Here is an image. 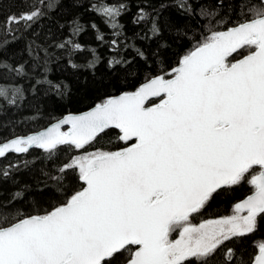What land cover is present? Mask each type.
Wrapping results in <instances>:
<instances>
[{"label":"snow or ice","instance_id":"1","mask_svg":"<svg viewBox=\"0 0 264 264\" xmlns=\"http://www.w3.org/2000/svg\"><path fill=\"white\" fill-rule=\"evenodd\" d=\"M122 8L96 10L117 29ZM249 11V19L211 32L171 72L155 76L136 92L0 145V157L30 148L54 155L60 146L83 150L112 129L129 145L65 163L62 174L78 173L70 195L42 216L0 226V264H235V252L227 244L264 222V0ZM39 15L34 9L9 17V24ZM147 19L142 11L138 20ZM81 28L74 19L73 34ZM149 30L161 34L155 20ZM66 43L83 50L78 43ZM242 48L249 54L236 62L227 59ZM138 55L148 59L142 51ZM152 55L161 54L156 50ZM10 70L23 73L22 66ZM152 97L159 103L146 106ZM64 124L70 125L67 132L61 131ZM254 166L261 171L248 180L253 193L236 203L230 215L192 222L219 190L247 180ZM75 181L81 184L78 189ZM9 211L0 204V215ZM252 264H264V242Z\"/></svg>","mask_w":264,"mask_h":264},{"label":"trees","instance_id":"2","mask_svg":"<svg viewBox=\"0 0 264 264\" xmlns=\"http://www.w3.org/2000/svg\"><path fill=\"white\" fill-rule=\"evenodd\" d=\"M260 3L261 0H0V143L38 131L65 114L81 112L108 97L135 91L143 82L170 72L211 32L224 31L249 19V9L259 8ZM121 5L117 29L110 27L107 18L96 10ZM34 9L40 12L34 21L9 24V17ZM142 11L148 16L145 21L138 20ZM74 19L82 26L75 35ZM153 20L161 30L159 36L149 30ZM67 41L78 43L83 50L75 51ZM164 44L168 47H161ZM156 50L160 51L159 58L152 55ZM139 51L148 57L146 61ZM247 54V48L238 49L228 60L234 62ZM117 60L120 63H115ZM21 66L22 74L10 70ZM16 89L20 92L15 103H10ZM157 101L154 99L152 104ZM118 133L116 129L109 130L102 139L79 151L60 146L54 155H49L31 148L27 153L0 157V172H8L7 177L0 175V204L11 209L0 215V226H8L19 217L42 216L63 203L78 173L62 174L59 169L80 153L128 147L118 139ZM57 177L62 178V183ZM250 179L251 174L240 185L219 190L207 208L192 217V222L229 215L238 201L253 192ZM80 186L75 181V189ZM176 236L174 233L173 238ZM261 242L264 222L254 233L227 247L235 252V264H252ZM222 259L223 253L218 254V260Z\"/></svg>","mask_w":264,"mask_h":264},{"label":"water","instance_id":"3","mask_svg":"<svg viewBox=\"0 0 264 264\" xmlns=\"http://www.w3.org/2000/svg\"><path fill=\"white\" fill-rule=\"evenodd\" d=\"M228 29H226V30H224V31H227ZM248 55V54H247ZM246 56V55H245ZM244 57V56H243ZM243 57H241L240 59H242ZM240 59H238V60H240ZM238 60H236V61H238ZM235 61V62H236ZM178 66V64L175 66V67H177ZM174 67V68H175ZM154 78V77H153ZM152 79V78H151ZM150 80V79H149ZM148 81V80H147ZM147 81H145V82H143L142 84H140L138 87H137V89L135 90V91H133V92H136L137 90H139V88H141ZM133 92H128V93H133ZM125 93H120V94H118V95H114V96H111V97H108L107 99H109V98H112V97H118V96H121V95H124ZM106 99V100H107ZM154 99H158V98H155V97H152V98H150V100H149V102H147V104H146V106H149V107H151L153 104H152V101L154 100ZM106 100H104L103 102H105ZM103 102H101V103H103ZM157 103H159V100H158V102ZM100 104V103H99ZM97 105V104H96ZM96 105H94V106H92V107H90V108H88V109H86V110H83V111H81V112H77V113H68V114H65V115H63L62 117H60V118H58V119H56V120H54V121H52L51 123H49L48 125H46L44 128H42V129H40V130H38V131H35V132H31V133H29V134H27V135H22V136H16V137H13V138H10V139H8V140H6V141H4V142H1L0 143V145H3L4 143H6V142H10L11 140H13V139H16V138H18V137H26V136H29V135H34V134H36V133H39V132H42V131H44V130H46L47 128H49V127H51L52 125H54V124H56V123H58L59 121H61V120H65V119H68V118H70V117H74V116H81V115H83V114H85V113H87V112H90ZM70 129V125L69 124H64L62 127H61V131H64V132H67L68 130ZM119 131V130H118ZM31 149V148H30ZM9 153H15V152H9ZM9 153H7V154H9ZM254 167H259V166H254ZM261 171V170H260ZM259 174V173H258ZM257 174V175H258ZM253 193V192H252ZM252 193L250 194V195H252ZM250 195H248V196H250ZM248 196H246L245 198H243V199H241L240 201H238L237 203H239V202H242L243 200H245ZM258 254V251H257V253H256V255ZM255 255V256H256Z\"/></svg>","mask_w":264,"mask_h":264},{"label":"rangeland","instance_id":"4","mask_svg":"<svg viewBox=\"0 0 264 264\" xmlns=\"http://www.w3.org/2000/svg\"><path fill=\"white\" fill-rule=\"evenodd\" d=\"M229 57H231V55H230ZM229 57H228V58H229ZM228 58H227V59H228ZM170 72H171V71H170ZM87 153H88V152H86V153H80V154L76 155L75 157H77V156H81V155H85V154H87ZM256 172L258 173L259 170H256V169L251 170V176L254 175ZM232 209H233V208H232ZM231 213H232V212H231ZM231 213H230V214H231ZM230 214H229V215H230ZM215 219H216V218H215ZM202 222H203V221H202ZM199 223H201V222H199ZM199 223H196V224H199ZM177 236H178V233H177ZM177 236H176V237H177Z\"/></svg>","mask_w":264,"mask_h":264}]
</instances>
